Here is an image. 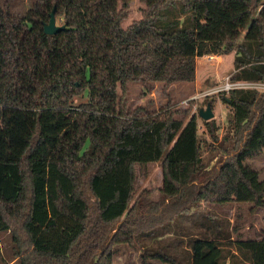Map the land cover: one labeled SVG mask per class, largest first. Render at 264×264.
Masks as SVG:
<instances>
[{"label":"trees","instance_id":"trees-1","mask_svg":"<svg viewBox=\"0 0 264 264\" xmlns=\"http://www.w3.org/2000/svg\"><path fill=\"white\" fill-rule=\"evenodd\" d=\"M142 1V18L124 27L131 0H33L24 14L0 0V108L59 110L86 94L80 107L91 129L97 117H113L94 159L31 158L39 129L21 158L0 159V234H10L18 264H114V244L146 235L121 225L109 237L136 210L137 169L157 162L163 205L141 204L160 209L154 221L195 200L252 201L264 211V180L245 164L264 150V91L223 93L231 108L225 138L235 146L211 174L197 116L185 123L131 111L122 101L130 82H194L199 57L232 52V81L264 83V0ZM53 11L65 28L46 34ZM212 121L205 124L216 138ZM222 235L232 243L229 231L193 238L188 263L167 251L146 255L168 264H264V230L259 239L236 240V253L224 248Z\"/></svg>","mask_w":264,"mask_h":264},{"label":"rangeland","instance_id":"rangeland-1","mask_svg":"<svg viewBox=\"0 0 264 264\" xmlns=\"http://www.w3.org/2000/svg\"><path fill=\"white\" fill-rule=\"evenodd\" d=\"M32 2L33 0H11V8L24 14ZM144 8L145 3L142 0H131L129 15L123 26L128 27L133 21L141 19ZM235 55V52H232L221 56L199 57L194 82H175L169 85L163 82H130L122 101L131 111L144 108L155 117L181 119L186 123L191 116H197L199 137L203 142L205 170L209 174L214 173L235 146L232 138H225L229 129L228 113L231 108L224 102L223 93L215 92L231 78ZM249 88L264 91V83L250 84ZM207 92L212 93L208 95ZM87 99L86 94L79 95L74 98L70 107L41 112L1 107L0 159L21 158L34 130L37 129L39 131L35 132V137L39 136V141L31 155L33 159H49L52 155L56 158H96L112 134L113 117H97L96 127L91 129L85 118L86 112L80 107ZM208 103L212 104L215 114L210 120L214 122L216 138L209 133V125L205 124V120L198 114L201 108L206 109ZM245 164L258 172L260 180H264V150L246 159ZM162 183L161 162L150 164L141 170L137 169V188L133 199V203L137 202L136 210L120 219L115 224V229L109 233V237H112L121 225H125L126 229L133 227L135 233L145 232L146 235L139 234V237L135 236L130 243L114 244V264H168L147 256V249L167 251L173 256H180L188 263L191 261V240L195 237H213L218 230L226 233L229 231L232 243H228L223 235L220 239L230 253H236V240L261 237L264 230V211L252 201L234 200L231 203L218 204L195 200L190 205H181L177 214L165 217L160 223L158 220H152L151 216H159L158 214L162 213ZM143 200L160 209L148 210V207L141 205ZM152 224L155 225V231H150L149 226ZM150 232L155 233L148 235ZM21 237L24 238L23 235ZM108 243L96 250V256L109 246ZM18 254L10 234H0V264H18L14 260ZM237 264H249V261L239 260Z\"/></svg>","mask_w":264,"mask_h":264},{"label":"water","instance_id":"water-1","mask_svg":"<svg viewBox=\"0 0 264 264\" xmlns=\"http://www.w3.org/2000/svg\"><path fill=\"white\" fill-rule=\"evenodd\" d=\"M65 27L63 25H59L56 20V16L54 11L51 13L50 21L49 23L45 24L44 31L46 34H56L60 30H63ZM199 116L205 121H208L210 119H213L215 116L212 108V104L208 103L206 109L201 108L199 110Z\"/></svg>","mask_w":264,"mask_h":264},{"label":"built area","instance_id":"built-area-1","mask_svg":"<svg viewBox=\"0 0 264 264\" xmlns=\"http://www.w3.org/2000/svg\"><path fill=\"white\" fill-rule=\"evenodd\" d=\"M213 58V57H210ZM250 84H255L254 82H246V81H232L230 78L226 81V83L220 87L215 92H222L228 93L233 89H240V88H249ZM212 92H207V94H211Z\"/></svg>","mask_w":264,"mask_h":264},{"label":"crops","instance_id":"crops-1","mask_svg":"<svg viewBox=\"0 0 264 264\" xmlns=\"http://www.w3.org/2000/svg\"><path fill=\"white\" fill-rule=\"evenodd\" d=\"M216 56H221V55H216ZM203 57H205V56H203ZM203 57H200V58H203Z\"/></svg>","mask_w":264,"mask_h":264}]
</instances>
